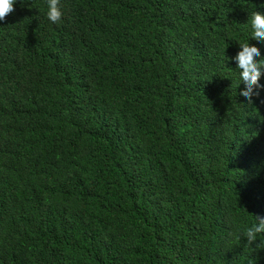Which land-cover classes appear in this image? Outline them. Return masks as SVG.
Masks as SVG:
<instances>
[{"label": "trees", "instance_id": "obj_1", "mask_svg": "<svg viewBox=\"0 0 264 264\" xmlns=\"http://www.w3.org/2000/svg\"><path fill=\"white\" fill-rule=\"evenodd\" d=\"M0 264H264V0H0Z\"/></svg>", "mask_w": 264, "mask_h": 264}]
</instances>
